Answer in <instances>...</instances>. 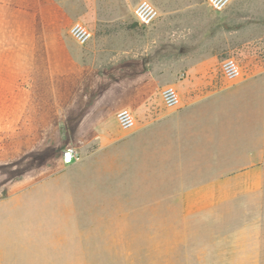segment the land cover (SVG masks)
<instances>
[{
	"label": "rangeland",
	"instance_id": "1",
	"mask_svg": "<svg viewBox=\"0 0 264 264\" xmlns=\"http://www.w3.org/2000/svg\"><path fill=\"white\" fill-rule=\"evenodd\" d=\"M139 1L159 10L149 28L133 16ZM75 22L93 32L87 45L71 37ZM228 58L242 76L264 71V0H232L222 13L206 0H0V199L18 195L25 209L2 216L8 245L39 250L41 264H104V245H131L146 223L133 204L181 193L153 189L174 181V149L135 135L138 116L160 110L162 89L193 70L222 77ZM124 108L137 118L130 131L117 122ZM217 130L190 141V181L210 166H264L249 152L260 143L206 142L245 137ZM67 148L79 162L64 164Z\"/></svg>",
	"mask_w": 264,
	"mask_h": 264
},
{
	"label": "crops",
	"instance_id": "2",
	"mask_svg": "<svg viewBox=\"0 0 264 264\" xmlns=\"http://www.w3.org/2000/svg\"><path fill=\"white\" fill-rule=\"evenodd\" d=\"M177 86L181 105L139 115L134 134L148 133L152 141L174 149L166 156L167 166L177 170L174 181L153 189L181 193L178 198L134 203L133 215L146 218V223L142 230L134 227L131 245H104V264H264V206L259 199L264 166L239 170L210 166L199 179L193 174L192 181L186 168L189 143L196 141L195 132L203 126L218 128L220 136L245 135L237 140L208 135L206 142L260 143L250 149V157L264 159V71H250L229 83L221 76L193 70ZM236 122L243 124L244 131L234 126ZM22 203L18 195L0 199V223L9 209L23 213ZM8 240L0 230V264H41L39 250L9 246Z\"/></svg>",
	"mask_w": 264,
	"mask_h": 264
},
{
	"label": "built area",
	"instance_id": "3",
	"mask_svg": "<svg viewBox=\"0 0 264 264\" xmlns=\"http://www.w3.org/2000/svg\"><path fill=\"white\" fill-rule=\"evenodd\" d=\"M209 8L215 13H222L227 10L232 0H206ZM136 22L144 28L152 26L159 18L157 8L148 1H141L134 10ZM73 40L81 45H87L93 39V32L82 22H75L70 30ZM222 77L229 81L235 82L242 76L241 68L233 58L226 59L221 65ZM185 74H183V77ZM163 104L168 109H176L181 105V98L178 90L167 85L161 91ZM117 122L124 131H130L137 126V118L133 111L124 108L117 113ZM65 165H72L80 161V153L74 148H67L62 155Z\"/></svg>",
	"mask_w": 264,
	"mask_h": 264
}]
</instances>
